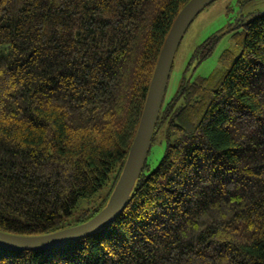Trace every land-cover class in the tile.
Wrapping results in <instances>:
<instances>
[{
    "label": "trees",
    "instance_id": "1",
    "mask_svg": "<svg viewBox=\"0 0 264 264\" xmlns=\"http://www.w3.org/2000/svg\"><path fill=\"white\" fill-rule=\"evenodd\" d=\"M188 1L0 0V230L52 233L107 204ZM235 28L219 74L196 78L228 30L197 47L170 97L169 79L122 214L63 246H0V264H264V10Z\"/></svg>",
    "mask_w": 264,
    "mask_h": 264
},
{
    "label": "water",
    "instance_id": "2",
    "mask_svg": "<svg viewBox=\"0 0 264 264\" xmlns=\"http://www.w3.org/2000/svg\"><path fill=\"white\" fill-rule=\"evenodd\" d=\"M215 1L189 0L176 16L160 51L126 163L102 210L86 222L42 235H21L0 230L1 247L13 250H45L63 246L104 229L122 214L130 203L146 163L178 49L195 18Z\"/></svg>",
    "mask_w": 264,
    "mask_h": 264
},
{
    "label": "rangeland",
    "instance_id": "3",
    "mask_svg": "<svg viewBox=\"0 0 264 264\" xmlns=\"http://www.w3.org/2000/svg\"><path fill=\"white\" fill-rule=\"evenodd\" d=\"M258 10H264V0H216L205 8L190 25L178 49L170 75L168 96L170 97L176 91L182 76L190 72L188 65L197 47L207 38L228 30L229 33L222 37L210 58L201 64L197 70L196 78L210 76L216 69H218L217 74H219L221 72L219 70L224 68L223 64L220 65L221 56L225 50L232 48L231 36L238 30L235 26L241 17V13L247 15ZM230 28L234 29L230 30ZM161 139L162 137L159 141ZM150 160L155 161V163L159 160L158 152L155 149L150 154ZM109 189V184H107L92 198L82 200L72 218L76 219V215L80 211L93 205L91 200L95 204V200L100 201L107 198Z\"/></svg>",
    "mask_w": 264,
    "mask_h": 264
}]
</instances>
